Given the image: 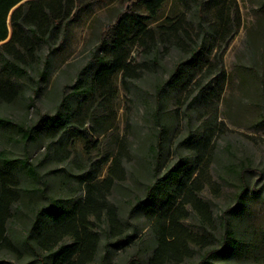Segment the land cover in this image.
<instances>
[{
  "label": "rangeland",
  "instance_id": "374dc122",
  "mask_svg": "<svg viewBox=\"0 0 264 264\" xmlns=\"http://www.w3.org/2000/svg\"><path fill=\"white\" fill-rule=\"evenodd\" d=\"M124 4L123 0L97 1L69 24L66 44L54 57L48 82L37 84L35 104L41 112L52 113L72 89L77 70L97 42L96 30ZM180 9L179 2L166 0L163 15ZM226 14L228 34L218 40L221 44L212 50L196 81L175 96L164 97L160 114L168 152L156 173L149 161V145L157 131L151 115L154 97L145 79L136 91H127L120 74L114 76L115 95L105 124L93 130L89 120H81L78 134L61 132L53 137L50 155L45 153L46 136L13 144L0 138V148L4 146L10 155L25 152L38 162L48 193L67 200L89 199L87 225L96 232L97 241L84 264H196L207 250L220 247L222 213L228 207L233 209L224 219L237 243L217 253L211 264H264V0H230ZM47 50L46 43L40 46L41 54ZM175 58L174 53L164 56L167 70ZM166 72L160 74L165 77ZM20 81L22 97L8 104L0 101V115L28 122L33 109L25 117V104L36 82ZM59 137L65 141L62 149L56 147ZM115 157L120 159L116 165ZM177 161L185 164L181 189L170 183L171 187L156 192L152 209H144L136 199L144 197L145 184ZM88 174L93 184L89 187ZM19 183L37 184L24 176ZM171 194L174 201L168 202ZM23 199L26 202L27 197ZM30 201L41 205L44 199L31 193ZM26 210L11 212L7 222L11 246H0V264H35L23 240ZM173 214L175 226L183 233L185 249L180 251L167 243L175 233ZM44 227L50 229L48 220ZM73 240L68 231L61 241ZM38 246L43 252L47 244L39 238Z\"/></svg>",
  "mask_w": 264,
  "mask_h": 264
},
{
  "label": "trees",
  "instance_id": "16d2710c",
  "mask_svg": "<svg viewBox=\"0 0 264 264\" xmlns=\"http://www.w3.org/2000/svg\"><path fill=\"white\" fill-rule=\"evenodd\" d=\"M97 1L102 0H0V41H3L0 44L3 48L0 51V101L8 104L20 100L22 78L36 82L25 104V117L30 108L33 117L27 122L23 118L0 115V138H7L13 144L46 136L45 153L50 155L53 137L61 132L78 134L81 120H89L93 130L105 124L115 95L114 76L120 74L121 85L127 91H136L139 82L145 79L150 81L154 97L151 115L157 131L149 145L152 156L149 161L151 170L156 173L168 152L162 139L165 123L160 114L164 97L166 94L175 96L196 81L212 50L221 44H217L218 40L225 39L229 31L226 7L230 0H175L181 9L166 17L163 15L166 0H123L124 7L116 8L113 18L96 30L97 42L85 65L77 70L72 89L60 98L52 113L41 112L35 104L37 84L48 82L54 57L66 44L69 24ZM44 43L48 50L41 54L40 46ZM171 53L176 58L167 70L164 56ZM88 67L90 69L86 70ZM163 71H167L165 77L160 74ZM56 147H65L62 137L57 139ZM113 162L116 165L120 159L115 157ZM175 164L161 175L155 174L145 184L144 197L136 199L144 209H152L157 191L171 185L181 189L185 183L181 176L185 164L180 161ZM37 165L38 162L30 160L29 153L10 155L4 146L0 148V246H11L7 222L13 216L11 212L24 207L27 208V230L23 240L35 264H84L97 241L96 232L87 225L89 199L67 200L48 193ZM21 176L37 184L22 185ZM91 179L88 174L87 187L93 186ZM241 182L244 186L243 176ZM243 191L244 187L238 193L239 199ZM31 193L44 199L41 205L30 201ZM171 195L168 202L174 201V194ZM231 209L233 207H228L222 213L224 230L220 247L207 250L196 264H211L217 253L226 252L229 244L236 245L237 240L224 219V214ZM176 216L173 214L171 218L173 240L167 243L180 251L184 248L183 233L175 226ZM46 217L50 229L44 227ZM68 231L74 240L64 243L61 240ZM39 238L47 244L43 252L38 246Z\"/></svg>",
  "mask_w": 264,
  "mask_h": 264
}]
</instances>
